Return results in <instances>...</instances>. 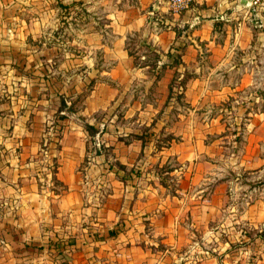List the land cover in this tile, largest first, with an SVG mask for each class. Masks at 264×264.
<instances>
[{
  "label": "crops",
  "instance_id": "obj_1",
  "mask_svg": "<svg viewBox=\"0 0 264 264\" xmlns=\"http://www.w3.org/2000/svg\"><path fill=\"white\" fill-rule=\"evenodd\" d=\"M166 1L134 0L132 3H124L123 8L118 11L104 12L109 23L101 27L99 31L97 30L98 33H86V29L84 30L86 31L84 35L82 34L84 45L90 49H99L102 53V61L112 65L111 69L102 73V77L112 79L114 87H104V83L98 84L101 86L87 98L81 116L90 117L99 110H105L106 99L112 96L114 100L117 96L116 87H124L142 75L140 70L134 69L133 58L128 55L124 47L125 41L129 38L136 40L139 44H151L162 54L157 60L156 69L150 72L151 84L148 88L146 87V91L150 90L155 81V75L158 73L156 70L164 65L169 68L174 62V55L168 57L167 53L175 46L184 47L181 62L186 66L195 64L201 58L203 48L205 53H208L205 57L207 60L205 69L202 66L194 67V72H190L193 76L189 80L230 78L237 74V67L240 63H257L255 55L251 52L246 55L243 52L245 47H249L247 45L254 46L257 42L253 39L242 41L240 37L242 38V34L246 35L248 31L237 23L245 19V16H242L243 11L251 5L242 6L243 0H197L188 11L175 15L169 11ZM58 2L64 5L65 13L62 14V19L65 20L74 13L73 9H77L73 5L74 2L77 4L80 2L82 7L87 3L86 0H0V64L13 61L18 64L19 61L28 59L24 55V53H29L26 48H34L37 43L55 46V32L58 30L56 18ZM118 2L121 1L118 0ZM259 5L263 6L264 3ZM86 11L88 13V8ZM96 25L98 28L99 23ZM107 36L109 40H105ZM69 41L67 38L66 43L73 45V41ZM173 69L178 76L180 70L177 67ZM260 74L257 66L256 70L240 72L239 76L243 77L241 79L243 84H240V88L249 87L251 82L247 80L254 78L255 75L258 77ZM179 76L180 80L184 74ZM172 78L171 74L169 77L164 75L156 80L162 88L167 87L165 102ZM198 85H202L201 82ZM225 89L230 88L223 87L222 93L226 91ZM235 90L237 87L229 91L234 92ZM197 91L210 94L209 90L200 87ZM217 91H212V93H219ZM185 92L186 89L183 91L184 97ZM135 105L136 102H133L131 107L134 108ZM135 110H139V107ZM33 114L36 116L33 118L32 128L35 125L41 127L45 119L38 117L39 111ZM88 123L91 124V122ZM69 125L76 126L75 129H80L81 134H86L83 126H77L74 120L69 122ZM263 125L264 121L258 123L256 131ZM75 129L69 128L68 134L62 140L64 144L62 152H59V155L62 154V158L66 161L59 162L56 178L67 188L65 191L56 195L47 193L45 190L39 192L34 179H26L27 183L22 187L16 185L20 192L17 195L18 207L20 206L19 217L14 221L16 230L7 231L0 236V264H62V262L66 264H191V262H186V257H183L186 256V251L183 249L193 247L191 245L194 244L192 240L195 239L193 229L197 225L203 230V224L207 227L212 223L214 227L210 229H213L214 233H225L228 227L226 221L231 219L229 225L231 229H227L226 232L231 233L234 229L232 223H241L243 220L248 222L249 219L258 220L264 216L263 203L259 199L250 205L247 203L246 208L239 215L229 212L234 204L232 201L229 203L226 196L228 187L224 183L213 185L211 188L206 187L207 178L202 173L203 168L197 163L201 154H208L212 144L205 146L203 141H199L198 136H194L193 139L185 134L176 145V161L181 165L176 170L179 179L174 193L169 194L165 189L167 187L163 188L156 183H153V188L151 182H139L140 178L135 177L127 185L118 179L108 184V169L105 170L104 167L99 166L96 170L93 168L88 170L90 178L93 179L98 173L101 179L106 180L105 186L108 187V194L102 202H99L96 198L98 194L89 195L88 192H84L85 187L80 177L81 174L78 173L80 163L84 161V155L79 146L82 144V139ZM145 129H148L147 126ZM123 130H128V133L123 134L125 137L132 134L142 135V133L138 134L139 130L133 133L125 127L121 128V133ZM147 131L153 133L150 129ZM151 138L150 146L145 149H142L141 141L133 138L131 144L128 145V147L134 146L132 152L128 148L127 153L117 154L114 161H119L125 167L128 162L130 164L126 168L135 167L141 171V176L151 175L154 179L153 165L147 168L148 161L153 159L155 153L162 155L165 153L162 150L171 148L152 151L155 140ZM14 141L16 147L22 143L25 146V141H19L18 137ZM37 141L35 139L34 143L28 142L26 150H37ZM66 147L71 151L66 152ZM147 148H149L148 152H146ZM169 155L171 154L160 156L161 158L156 160L161 161L158 167H162L161 165L168 161ZM20 156L23 157L25 154H20ZM1 157H5L6 162L11 163V169H15L16 175L26 168V173H29L31 169L30 176L35 173L32 166L34 164L24 163L22 165L17 155L15 157L2 155ZM186 162H189L187 167H185ZM204 164L210 165L206 162ZM91 166L94 167V165ZM108 168L112 171L114 169L110 166ZM116 171H113L115 175ZM246 174L250 176L255 173ZM236 175L239 176V174ZM21 177H23L22 172L19 178ZM84 177L87 178V176ZM137 179L139 181H136ZM146 181H151V179L146 178ZM253 207L256 208L255 212L251 211ZM120 221L125 224L124 232L108 238V232L113 230ZM44 227L47 229L44 230ZM95 233L103 234L105 239L92 242L90 235ZM57 238H62V241H59L61 247L59 250L49 251L46 240H57ZM66 240H73L74 245L64 249ZM154 242L164 246L165 250L154 252L152 250ZM230 243V240L224 242L223 249V244H219V253L224 252L227 257ZM171 251L173 254L182 251V255H179L180 261L172 256ZM49 252L53 255L61 252V255L55 258L50 256ZM117 253L127 254L130 258L128 260L119 258ZM201 260L194 264H205V259ZM212 262L210 260L207 264H212Z\"/></svg>",
  "mask_w": 264,
  "mask_h": 264
},
{
  "label": "rangeland",
  "instance_id": "obj_2",
  "mask_svg": "<svg viewBox=\"0 0 264 264\" xmlns=\"http://www.w3.org/2000/svg\"><path fill=\"white\" fill-rule=\"evenodd\" d=\"M120 1L86 0L84 7L75 5L77 9H73L74 13L66 20L62 19V14L65 13L64 5L58 2L56 16L58 30L55 32V46L50 45V47L37 43V47L26 48L29 53H24V55L28 59L21 60L18 64L15 61L0 64V155L9 157L17 155L19 163L34 164L32 166L35 171L30 176L31 169L29 173H26L27 168L22 169L20 171L23 177L19 178L21 172L16 175L15 169H11V163L6 162L5 157L0 156V236L7 231L16 230L14 221L18 219L20 210L17 195L20 194L19 187L27 183L26 179H34L39 192L45 190L47 193L56 195V192L60 194L67 189L56 178L58 170L56 169L55 174L54 171L55 167L59 166V162L66 161L62 158V154L59 155V152H62L64 147L62 140L68 134L69 128H76V126L69 125L72 120L77 126L80 125L83 128L85 124L91 122L89 125L97 129L94 136H89L87 132L81 134L80 129H75V131L82 139V144L79 146L84 155V161L80 163L78 173L81 174L80 177L85 187L84 192H88L89 195L98 194L96 198L99 202H102L108 194V187L105 186L106 180L101 179L98 173L93 179L90 178L88 170L90 168L96 170V167L101 166L109 171V173L107 171L108 184L119 180L113 171L118 170L116 164L120 162L114 161V158L119 153H127L128 148L132 152L134 147L133 145L128 147L134 138L133 134L130 133L132 135L125 137L123 134L128 133V130H123L121 133V128L127 127L133 133L139 130L138 134H143L148 129L153 134H158L164 128L161 138L166 136L174 138L169 143L171 149L162 150L165 152L162 155L155 153L153 159L148 161L147 168L153 165L154 179L151 175L149 177L145 175L139 177L140 181L138 179L136 181L151 182L153 188V183H156L164 188L157 175L158 170L163 168L166 172L162 173L161 178H165L167 185L165 189L169 194L174 193L179 179L176 170L181 165L176 161V145L181 141L183 134L193 139L194 136H198L199 141H203L205 146L212 144L208 154H201L197 159V163L203 168L202 173L207 178L206 187L211 188L219 183H224L228 187L226 196L229 203L232 201L234 204L231 210L229 209L231 214L239 215L244 211L247 203L250 205L258 199L263 203L264 208V125L256 131L258 123L264 121V5H259L264 3V0H259L248 7L246 9L248 12L244 10L242 16H245V19L242 21L240 18L241 21L237 22L240 23L241 28L248 31L246 35L242 34L240 39L242 41L253 39L257 42L255 47L247 45L249 47L243 49L246 55L248 52L255 55L257 63H240L237 67V76L188 79L187 85L185 84L184 99L179 103L173 102L171 107L166 108L167 87L162 88V85L156 83V75L152 87L146 91V87L148 88L151 84L152 69L144 65L151 64L154 60L152 53L142 46L152 45L139 44L136 40L129 38L125 41L124 47L128 55L133 58L134 69L140 70L142 75L124 87H116L117 96L114 100L112 96L106 99L105 110H99L90 117H83L81 114L86 100L101 86L98 84L104 83V87L109 88H113L114 84L112 79L102 77V73L111 69L112 65L102 61V53L99 49H90L84 45L82 34L84 35L86 31L91 34L98 33L97 30L99 31L101 27L109 23L104 14L105 11H118L123 8L124 3H132L134 0ZM87 8L88 13H86ZM246 12L247 14H244ZM97 23H99L98 28ZM67 38L69 42L73 41V45L66 43ZM109 39L108 36L105 38V40ZM260 44L262 46H259ZM207 55L208 53H205L203 48L201 58L195 64L188 66L183 64L182 67H177L180 70L179 75L184 74L182 70H185L192 78L193 75L190 72H194V67L202 66L205 69ZM155 65L157 66V61ZM256 66L261 74L247 80L251 82L249 87L240 88V84H243L241 81L243 77L239 76V73L244 70L246 72L256 70ZM156 71L159 73V78L164 75L169 77L172 74V80H174L177 75L171 66ZM178 76L179 79L180 76ZM91 81H93L92 84H90ZM200 82L202 85H198ZM198 87L209 90L210 94H202L197 91ZM223 87L230 88L229 90L237 87V90L232 92L225 89L226 91L222 93ZM88 90L90 92L86 99L74 106V109L79 110L78 112L59 110L61 97L69 107L71 102L77 100L78 94ZM215 90L219 93H212ZM133 102H136L134 108L131 107ZM82 106L83 109H81ZM138 107L139 110H135ZM37 111L40 112L38 117L45 121L41 127L35 125L33 129V118L36 116L33 113ZM61 116L62 120L59 119ZM146 126L148 129H145ZM16 137L19 141H25V146L22 143L16 147L14 141ZM35 139L38 140L37 150H26L27 143H34ZM67 148L66 152H70L71 150ZM147 149L146 152L149 151V148ZM152 151H156L155 148ZM20 154H25V156L21 157ZM168 154H171L166 162L168 164L165 163L161 165L162 167H158L161 161L156 160ZM126 164V167H129L130 163L126 162ZM188 164L189 162H186L185 167ZM109 166L114 168L113 171L108 168ZM250 172L255 174L248 176L246 173ZM236 177L238 180H234ZM146 178L151 181H146ZM17 184L19 187L16 186ZM110 187L114 188L112 185ZM251 211L255 212L256 208L253 207ZM230 222L231 219L226 221L227 229H231ZM232 224L234 229L231 233H226L227 229L225 233L217 231L214 233V230L210 229L214 227L212 223L207 227L203 224V230L197 225L198 227L193 229L195 235V239L192 240L194 244H191L193 247L183 249L186 251V256H183L187 258L186 262L194 264L205 259V264L210 260L213 261L212 264H264V216L258 220L249 219L248 222L243 220L241 223ZM43 229L46 230L45 227ZM228 238L231 243L227 251L229 255L226 257L224 252L219 253L218 248L219 244H223V249L224 242L229 241ZM156 242H154L156 246L152 245V250L154 252L164 251V246ZM181 252L172 253V256L180 261ZM117 257L126 260L130 258L129 255L120 253H117Z\"/></svg>",
  "mask_w": 264,
  "mask_h": 264
},
{
  "label": "trees",
  "instance_id": "obj_3",
  "mask_svg": "<svg viewBox=\"0 0 264 264\" xmlns=\"http://www.w3.org/2000/svg\"><path fill=\"white\" fill-rule=\"evenodd\" d=\"M73 5H81V3L79 2L78 4L76 2L73 3ZM145 47L149 52L152 53V59L154 60L153 63H149V64H145V66H149L152 70L156 69V65L155 62L160 58V55H162L160 52L157 51V49H155L154 47L150 46V45H145L142 46ZM174 51V52H172ZM184 52V47H180V46H175L172 48V50H170L167 53L168 57H172L174 55V62L171 63V67H182L183 63L181 62V56L182 53ZM166 68V66H162L160 69L164 70ZM184 71V78L182 80H179L176 77L174 78V80H172V82L169 85V89H168V96H167V100H166V108L171 107L174 103H179L182 99H184V94L183 91L185 89V84L187 82L188 79H190V74H188V72ZM159 73H157L156 75V80L159 79ZM94 81V80H93ZM93 81H91L90 84L93 83ZM181 89V91L179 90ZM90 90H88L87 92H82V94H78L77 95V100L75 102H71L70 106L67 107L64 98L61 97L60 99V107L59 110L63 111L64 109H66L68 112L71 113H75L78 112L79 110L74 109V106L76 105V103H81L83 102L86 97L89 95ZM81 109H83V106L81 107ZM80 109V110H81ZM59 119H63V117H59ZM84 129L86 130V132L88 133L89 136H94L97 133V129L94 126H91L89 124H85ZM164 130V128H163ZM163 130L161 129L158 134H153V133H148V131H146L145 133H143L140 136L137 135H133V137L136 140L141 141V147L142 149H145L146 147H148L150 145V138L153 137L155 142L153 143V147L155 148V150L157 151H161L164 148H168L169 147V143H171V141L174 139L173 136H166L164 138H161V135L163 133ZM56 137H58V135H56ZM60 139V138H58ZM168 144V145H167ZM118 167V170L116 171V175L119 177L120 182H122L124 185L129 184V182L132 180V178H139L141 176V171L135 167H132L130 169H127L125 166L120 165V164H116ZM56 169L57 167H55V171L54 174L56 173ZM166 170L165 169H160L158 170L157 175L160 177V181L162 183V185H164V187H167L166 182H165V178H161L162 173H165ZM121 173V174H119ZM56 194H58V192H56ZM124 224L123 222H119L116 227L113 230H110L108 232V238L111 237H115L117 235H119L120 233L124 232ZM47 229V228H46ZM90 239L92 242L95 241H103L105 239L103 234L100 233H95V234H91L90 235ZM62 241V238H57V240H46V245L47 248L49 249V251L51 249L53 250H59V248L61 247L60 242ZM66 246H64V249L66 247V249H68L70 246L74 245V241L73 240H67L66 241ZM63 247V246H62ZM49 255L52 257H59L61 255V252H56V254H52L51 252H49ZM62 264H66V262H62Z\"/></svg>",
  "mask_w": 264,
  "mask_h": 264
},
{
  "label": "built area",
  "instance_id": "obj_4",
  "mask_svg": "<svg viewBox=\"0 0 264 264\" xmlns=\"http://www.w3.org/2000/svg\"><path fill=\"white\" fill-rule=\"evenodd\" d=\"M197 0H167V7L172 14L181 15L188 11L191 5ZM259 2V0H252L246 6L253 5Z\"/></svg>",
  "mask_w": 264,
  "mask_h": 264
},
{
  "label": "water",
  "instance_id": "obj_5",
  "mask_svg": "<svg viewBox=\"0 0 264 264\" xmlns=\"http://www.w3.org/2000/svg\"><path fill=\"white\" fill-rule=\"evenodd\" d=\"M252 2V0H243L241 5L246 6L248 3Z\"/></svg>",
  "mask_w": 264,
  "mask_h": 264
}]
</instances>
